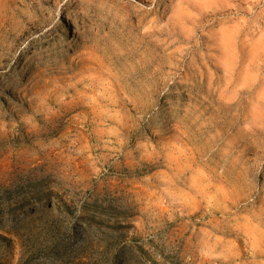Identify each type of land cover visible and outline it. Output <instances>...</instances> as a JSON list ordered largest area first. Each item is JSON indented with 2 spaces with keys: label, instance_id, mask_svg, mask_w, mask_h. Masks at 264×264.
<instances>
[{
  "label": "rangeland",
  "instance_id": "374dc122",
  "mask_svg": "<svg viewBox=\"0 0 264 264\" xmlns=\"http://www.w3.org/2000/svg\"><path fill=\"white\" fill-rule=\"evenodd\" d=\"M0 264H264V0H0Z\"/></svg>",
  "mask_w": 264,
  "mask_h": 264
},
{
  "label": "bare ground",
  "instance_id": "6f19581e",
  "mask_svg": "<svg viewBox=\"0 0 264 264\" xmlns=\"http://www.w3.org/2000/svg\"><path fill=\"white\" fill-rule=\"evenodd\" d=\"M72 15H74V13H72Z\"/></svg>",
  "mask_w": 264,
  "mask_h": 264
}]
</instances>
